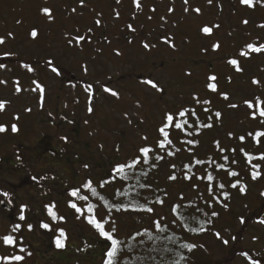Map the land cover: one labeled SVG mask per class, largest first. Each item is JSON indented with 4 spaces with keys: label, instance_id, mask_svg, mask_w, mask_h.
<instances>
[{
    "label": "rangeland",
    "instance_id": "374dc122",
    "mask_svg": "<svg viewBox=\"0 0 264 264\" xmlns=\"http://www.w3.org/2000/svg\"><path fill=\"white\" fill-rule=\"evenodd\" d=\"M213 1L210 7L209 0H138L139 6L137 0H83L87 3L81 6V0L68 4L63 0H0V37L5 41L0 44V65H4L0 67V101H6L0 124L9 126L0 133V158L10 154L16 166H0V193H9L8 197L0 194V264H101L104 250L96 249L91 262L86 259L92 246L89 234L100 237L88 222L85 205L89 198L86 202L70 199L83 210L77 212L67 190L83 188L87 180L98 181L101 171L153 144L156 126L166 112H177L187 103H214L222 114L215 130L202 140L210 152L216 136L229 152L232 144L240 146L238 135L264 131V117L258 116L264 107L259 103L264 101V54L244 59L245 71L239 74L224 63L229 45L242 51L248 44L264 42V0H253L251 6L240 5L241 0H221L219 6ZM154 6L158 15L151 12ZM45 8L51 10L50 15L43 12ZM242 19L249 24L228 36L229 24L240 26ZM214 20L218 25L213 34L202 37L203 28ZM79 21L86 22L84 29L78 27ZM33 29L35 37L31 36ZM79 36L86 39L78 41ZM217 42L220 51H210ZM129 50L131 55L122 57ZM97 51H103L102 59H95L96 55L90 59ZM216 51L219 56L213 58ZM15 54L24 55L19 59ZM142 59L143 65L139 63ZM220 61L216 72L221 80L226 75L229 82L211 96L205 70ZM174 63L182 66L175 68ZM15 64L36 69V80H25L20 70L12 73ZM14 76L21 77L24 87ZM148 80L162 90L152 88ZM37 84L43 87L42 94ZM224 93L228 98L221 101ZM246 101L256 107L250 109ZM253 111L257 112L255 119ZM13 124L18 131H11ZM230 134L233 142H229ZM144 137L150 138L145 141ZM246 141L243 146L249 153L264 154V137L256 143ZM260 162L264 176V160ZM260 162L249 164L247 173L256 171L254 165ZM244 181L248 192L232 193L226 200L228 211H221L214 233L200 241L194 264H253L257 258L264 264V177L262 184L251 175ZM187 193L193 194V189ZM53 204L55 220L46 207ZM22 205L27 207L22 209ZM22 211L23 221L18 218ZM43 223L50 227H41ZM17 224L21 227L14 231ZM28 224L33 225L31 230ZM59 229L65 236H60ZM6 235H12L16 243L6 244ZM57 237L63 248L56 246ZM16 255L24 259H12Z\"/></svg>",
    "mask_w": 264,
    "mask_h": 264
},
{
    "label": "trees",
    "instance_id": "16d2710c",
    "mask_svg": "<svg viewBox=\"0 0 264 264\" xmlns=\"http://www.w3.org/2000/svg\"><path fill=\"white\" fill-rule=\"evenodd\" d=\"M63 1L67 4L69 2V0ZM92 1L96 3L99 0ZM113 1L117 2V0ZM84 3L87 2L80 3V6ZM213 3L214 1L212 0L210 7L213 6ZM216 3L217 6H219V4L223 5L221 0H217ZM225 3L229 4L227 1H225ZM230 4L232 6L234 5L232 2H230ZM240 5H242L241 2ZM77 7L75 6L74 11L70 13L71 15L73 12H76ZM145 9H147V7H145ZM154 9L155 6L152 8L151 12L158 15L157 12H154L156 11ZM232 11L234 15L237 13L235 7L232 8ZM138 12L139 14L141 13L140 10H138ZM237 17L240 18L239 15H237ZM215 21L216 20L213 21V25L211 24V26H209L212 30L218 25L215 26ZM244 21H247V23H244ZM79 22H82L83 25L81 24V27H78L84 29L86 22ZM88 24L89 23H87V25ZM248 24V19H242L240 26L229 24L228 36L233 35L234 31H242ZM74 29L76 30V28ZM84 33L85 32H83V34ZM211 34L213 33L205 34L202 30L200 35H202V37H207ZM231 38H229V40ZM41 42L43 44V49H46L45 42ZM261 44H264V42L257 44V46ZM130 50L126 53L124 52L122 57L131 55ZM217 50L220 51L219 48ZM205 51L206 50H203V52ZM210 51L215 52L213 46H211ZM219 51H216L217 53L213 58L219 56ZM242 51L249 53L247 58L240 56L239 53L241 51H234L229 45V49L225 51V53H227V58L225 57L224 62L225 66L236 69L237 66L233 65L232 67L230 63L232 59H236L239 61V67L245 71L244 68L246 65L243 64L244 59H250L254 56L261 57L264 54V52H253L247 47ZM15 55L20 59L23 58L24 54ZM94 55H96V57H94ZM103 56V51H97L95 54H90V59L91 57L102 59ZM5 57L7 58V55H5ZM8 58L10 60L9 56ZM35 58L39 59L38 57ZM85 58H88V56H85ZM33 59L34 58H31V60ZM46 60H50L51 62L54 61L52 58H47ZM144 61L145 60L142 59L139 63L143 65L145 64ZM0 63H2V61ZM7 63L9 62L7 61ZM221 63L222 61L216 62L213 64L211 70H205V72L208 73L207 80L210 83H216L218 89H220L222 83L225 87V84L229 82L226 75H224V78L226 77L227 80L223 81L224 78L221 80L216 72L217 66H220ZM174 64L175 68L182 66L180 63ZM7 65L10 66V64ZM13 67L12 73L14 72L17 74L20 70L22 74H26L25 80L28 78H30V81H33V79L36 80V69H23L17 64ZM162 67L164 68L165 65ZM244 71L236 70V73L239 74ZM212 75L217 77V81L209 80V77ZM12 78L18 79V84L24 87L20 76H14ZM208 92L211 96H216L217 94V91L214 92L211 89H209ZM219 99L221 101L227 100L223 95ZM214 106V103L208 102L199 104V106L187 103V107L183 109L187 108L189 110H194L195 115L189 114L184 117H180L178 112L172 111L176 122L184 123L186 121L184 127L182 129H176L174 127L169 129V139L172 140V143L166 144L164 148H159L157 147V142L164 138L162 134L157 132L158 127L161 126V124H158L156 126V137L154 135L155 140L152 142L153 144L147 145L154 149V151L149 154L147 162L144 161L142 154H140L138 150L132 157L119 162L131 163L134 158L138 156L141 157V162L135 168L125 170L127 179H123L119 174L114 172L116 164L114 167L107 168L106 172L101 171L98 181H92V187L96 189V195H93L91 188H76L79 189V195L76 197L71 195L72 191L69 189L67 190L70 195L69 201L70 199H73V201L75 199L79 202H86V200L80 199V197L87 196L89 202H86V211L88 212L87 206L89 204L95 205L93 212H88L89 216L103 218L100 221L105 223V229L107 231H111L115 228L114 238L120 240L122 243L118 246L119 250L114 264H171V262L180 260L181 256L185 257V259L180 260V264H194V257L198 252V247H200V241L205 237H209L212 231L214 233V224L221 218V211H228V207L224 206L226 205V200L231 197L232 193L238 192L239 194H246L248 192L247 182L244 180L250 175L252 178V172L254 171L247 173V167H249V164L260 162L262 159H260L261 154H251L243 145L247 142L246 138H249L252 142L257 141V139L254 135L246 136L247 134H240L238 135V139H236L240 146L232 144V146L229 147V152H225L228 151V149L226 146L224 147L222 145V138L216 136L215 139L210 142L213 152H210L209 149L207 150L202 140L211 130H215V125L218 124L219 119L215 113H221V111ZM205 124H210L211 127H204ZM241 136L245 137L243 141L239 139ZM232 137L229 135V142H233ZM149 138L150 137H148V139ZM188 140L198 141V143L189 145L187 143ZM233 149L235 151H232ZM169 152H173L175 155H169ZM219 155H221L220 158H218ZM157 156H162L163 159L157 160ZM225 156H229L227 160L224 159ZM11 158L12 156L10 154L6 159L0 158V166L4 163H10L11 167H16L15 164L11 163ZM197 160L203 163L197 164ZM220 164H223L225 167L223 169L219 168L218 165ZM173 165H175V167H172ZM258 166L256 172H258L259 175L254 182H260V184H262L261 180L264 176L261 172V162ZM230 171H235L239 175L237 177L230 176L228 174ZM206 174H211L215 178L214 181H207ZM172 175L176 176L175 180L169 179ZM186 177H191V179H187ZM201 177H205V179H201ZM30 178L32 177L30 176ZM237 180H239V183L235 188L232 187L231 185ZM104 181H107V183L101 187L100 185ZM195 181L197 182L196 184ZM30 182H32V179H30ZM210 183L213 189L211 193L208 191ZM220 183L225 185L223 189L218 187ZM141 185H144V187H141ZM190 187L193 189V194L187 193ZM240 188H244L245 191H240ZM195 191L198 192L196 195H194ZM225 192L228 193L227 197L223 195ZM158 200H163V203L157 202ZM73 201H70V204H72ZM105 201H107V203H105ZM120 205H124L125 207H119ZM141 206H143V208L151 207L153 211L147 212L141 210ZM158 210H161V214L157 213ZM212 212H216L218 215L212 216ZM157 221L161 225L160 229L156 228ZM185 224L188 225V228L184 227ZM200 226H203L205 230L202 232L189 231L190 228H198ZM89 235L92 236L90 239L92 246L88 248V256L86 259L91 262L93 255L96 254V249H101L104 250L103 254H105V259L101 264H107V252L110 250L111 241L100 234L99 238L96 235ZM150 235L153 239H149ZM168 236H173L175 239L169 241L166 239ZM93 242H95V244H93ZM186 243L195 244L197 247L191 251L187 248L180 247V245ZM247 255L249 254L247 253ZM248 258L254 260L250 255ZM257 260L259 261L258 258Z\"/></svg>",
    "mask_w": 264,
    "mask_h": 264
},
{
    "label": "snow or ice",
    "instance_id": "6c2138e0",
    "mask_svg": "<svg viewBox=\"0 0 264 264\" xmlns=\"http://www.w3.org/2000/svg\"><path fill=\"white\" fill-rule=\"evenodd\" d=\"M209 2H211V0H209ZM81 3H83V0H81ZM185 3H187V0H185ZM241 3H243V4H245V5H249V6H251V5H253V0H241ZM137 4H138V6H139L138 0H137ZM195 11L199 12L200 9H196ZM43 12H44L46 15H50V14H51V10H50V9H47V8L43 9ZM96 23H100V21H96ZM244 23H247V21H244ZM129 27H131V26H129ZM89 31H90V30H89ZM203 31H204L205 33H211L212 29L209 28V27H204V28H203ZM9 35H11V33H9ZM31 36H33V37L37 36V31H36L35 29L32 30V32H31ZM76 39H77L78 41H83V40L86 39V37H85V36H79V37H77ZM4 42H5V41H4V38H3V37H0V44H3ZM70 42H71V41H70ZM144 47H145V48H148L149 45H148V44H145ZM213 47L218 49V48L220 47V45L217 43V44H215ZM246 47H247L248 49H251L253 52H264V44H261V45H259V46L254 45V44H248ZM239 55L242 56V57H247V56L249 55V53H248V52H245V51H241V52L239 53ZM230 63H231L232 65H236V66H237V67H236V70H237V71H243V69L239 67V61H238V60H236V59H232V60L230 61ZM0 67H4V65H0ZM26 67H27V65H26ZM29 70H31V69H29ZM53 71H56V69L53 68ZM229 79H230V78H229ZM209 80H210V81H217V77H216L215 75H212V76L209 77ZM0 83H3V82L0 81ZM146 83L149 84V85H151L152 88L157 89L158 91H161V90H162V89H160L159 86H158L155 82H153L152 80H148V81H146ZM253 83L258 84L259 81H258V80H254ZM90 87H91V86L89 85V88H90ZM206 87L209 88V89H211V90L214 91V92L217 91V84H216V83H208V84L206 85ZM37 88L39 89V91H40L41 94H42L43 91H44L43 87L40 86L39 84H37ZM16 90H17V91H20V88L17 87ZM106 91H112V90H111V89H106ZM112 94H113V95H118V94L115 93V92H112ZM222 95L224 96L225 99L228 98V96H227L226 93H224V94H222ZM197 102H199V101L197 100ZM208 103H210V102H208ZM246 103L248 104V106H249L250 109L256 107V105H254L252 101H246ZM259 103H260V104H264V101H260ZM5 104H6V101H0V110H3V109L5 108ZM231 106H232V107H235V105H231ZM89 111H92V109L89 108ZM177 112H178V114H179L180 117H184V116H187V115H189V114H191V115H195V111H194V110H189V109H187V108H185V109H183V110H179V109H178ZM215 115H216L217 117H219V116L221 115V113H220V112H216ZM258 116H259V117H264V107H261V108L259 109V111H258ZM252 117H253L254 119L257 118V112L253 111V113H252ZM17 118H18V117H17ZM184 123H186V121H185ZM184 123L176 122V121H175V116L173 115V113H172V112H166V113H165V116H164V118H163V120H162V122H161V126L158 127V129H157V132H158L159 134H162V136H163L164 139H160V140H158V142H157V147H159V148H164V147L166 146V144H171V143H172V140L169 139V136H170V131H169V129H171V128H173V127L176 128V129H182V128L184 127ZM204 127H211V125H210V124H205ZM7 130H8V127H7L6 125H2V124H0V133L6 132ZM11 131H12V132H16V131H18V127H17V125H15V124L11 125ZM230 135H231V134H230ZM248 135H249V136H253V135H254L255 138L257 139V142H259V138H260V137H264V131H257V132H255V134H253V133H249ZM64 139H67V138L65 137ZM143 139L146 141L148 138H147V137H144ZM239 139H240L241 141H243V140L245 139V137H244V136H241V137H239ZM187 143H188L189 145H191V144H193V143H198V141L188 140ZM138 151H139L140 154H142V158L144 159V161L147 162V158L149 157V154H150L151 152H153L154 149L151 148L150 146H142V147H140V148L138 149ZM232 151H235V150L233 149ZM242 151H243V149H242ZM168 154H169V155H175V153H173V152H169ZM156 159H157V160H160V159H163V157H162V156H157ZM224 159L227 160L228 157L225 156ZM260 159L264 160V154H261ZM140 162H141V157L138 156V157L134 158V159L131 161V163H127V162H125V163H119V164H117V165L115 166V168H114V172L117 173V174H119L123 179H127V175H126L125 170H126V169H132V168H135ZM196 163H197V164H200V163H203V162L197 160ZM86 167H87V165H86ZM172 167H175V165H173ZM218 167L221 168V169H223L225 166H224L223 164H220V165H218ZM254 167H259V166H258V165H254ZM228 174H229L230 176H233V177H237V176L239 175V174H238L237 172H235V171H230ZM258 175H259L258 172H256V171L252 172V178H253V179H256V178L258 177ZM113 178H115V177H113ZM186 178H187V179H191V177H186ZM33 179H35V177H33ZM169 179H170V180H175V179H176V176H175V175H172V176L169 177ZM201 179H205V177H201ZM214 179H215V178H214L211 174H206V180H207V181L212 182V181H214ZM105 183H107V181L102 182L100 186L103 187ZM238 183H239V180H237V181H236L235 183H233L231 186L235 188L236 185H237ZM83 187H84V188H91V189H92V193H93V195H96V194H97V193H96V189L92 187V181H91V180L87 181V182L83 185ZM141 187H144V185H141ZM218 187H219L220 189H223V188L225 187V185H224L223 183H220V184H218ZM212 190H213V189H212V185H211V183H210V184H209V187H208V191H209V193H211ZM240 191L243 192V191H245V189H244V188H240ZM0 194H2L4 197H8V196H9V193H7V192H3V193H0ZM71 195H72L73 197L78 196V195H79V189H74V190H72ZM223 195H224L225 197H227V196H228V193L225 192V193H223ZM80 199L87 200L88 197H87V196H81ZM0 202H2V201H0ZM10 202H11V201H9V203H10ZM157 202H159V203H163V200H158ZM105 203H107V201H105ZM224 206L227 207V205H224ZM26 207H27L26 205H22V206H21L22 209H24V208H26ZM46 207H47L48 214L52 217V219H53V220L57 219V213H56L55 211H53L55 205H54V204H53V205H48V206H46ZM71 207L74 208V209H76L77 212H82V211H83L81 208L77 207V204H76V203H72V204H71ZM94 207H95V205H93V204H89V205L87 206V210H88V212H89V213H92ZM119 207H125V206H124V205H120ZM177 207H179V206H177ZM141 210H145V211H147V212H152V211H153V209H152L151 207L143 208V206H141ZM217 215H218V213H216V212H212V216H217ZM19 219H20L21 221H23V220L26 219V217H25L24 214H23V211L21 212V215L19 216ZM59 219H60V220H63L64 217L61 216V217H59ZM88 222H89L90 224L94 225V227L99 231V234H100L101 236H103V237H105L107 240L111 241V247H110V250H108V252H107V257H108V259H107V264H114L115 258H116V256H117V252H118V250H119L118 246H120L121 243H122L120 240L114 238L115 228H113L111 231H107V230L105 229V223H104V222H101V221L98 220V219H96L94 216H88ZM262 222H264V221H262ZM20 227H21V226H20L19 224L15 225V227H14V231H15V230H18ZM27 227H28L29 230H31L32 227H33V225H32V224H28ZM41 227H43V228H45V229H48V228L50 227V225L47 224V223H43V224L41 225ZM184 227H185V228H188V225L185 224ZM156 228H157V229H160V228H161V225H160V223H159L158 221L156 222ZM204 230H205V229L203 228V226H200V227H198V228H190V229H189V231H191V232H202V231H204ZM59 232H60V236H61V237H62V236H65V233H64V230H63V229H59ZM216 235L219 237L220 233H216ZM149 239H153V237H151V235H150V236H149ZM166 239L169 240V241H172V240L175 239V237H173V236H168V237H166ZM3 240H4V242H5L6 244H8V245H13V244L16 243V239H15L12 235H6L5 237H3ZM223 242H224L225 244L228 243L227 240H224ZM56 246L59 247V248H63V247L65 246L64 243H63V241H62V239H61L60 237H57V239H56ZM180 247H181V248H187L189 251H191L192 249L196 248L197 245L186 243V244H182V245H180ZM29 255H30V253H29ZM244 255L246 256L247 253H244ZM12 259H15V260H17V261H20V260H23L24 257H22V256H20V255H16V256L12 257ZM184 259H185V257H183V256L180 257V260H184ZM180 260H177V261L171 262V264H180ZM253 264H259V261H254Z\"/></svg>",
    "mask_w": 264,
    "mask_h": 264
}]
</instances>
